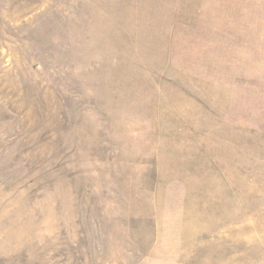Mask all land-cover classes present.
<instances>
[{"label": "rangeland", "instance_id": "rangeland-1", "mask_svg": "<svg viewBox=\"0 0 264 264\" xmlns=\"http://www.w3.org/2000/svg\"><path fill=\"white\" fill-rule=\"evenodd\" d=\"M0 264H264V0H0Z\"/></svg>", "mask_w": 264, "mask_h": 264}]
</instances>
